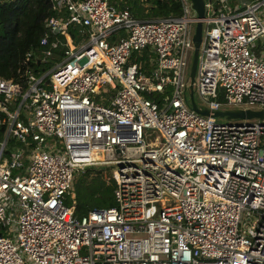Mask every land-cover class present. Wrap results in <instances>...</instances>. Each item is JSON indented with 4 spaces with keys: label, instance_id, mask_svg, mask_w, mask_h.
I'll list each match as a JSON object with an SVG mask.
<instances>
[{
    "label": "built area",
    "instance_id": "2783aa9c",
    "mask_svg": "<svg viewBox=\"0 0 264 264\" xmlns=\"http://www.w3.org/2000/svg\"><path fill=\"white\" fill-rule=\"evenodd\" d=\"M179 1L142 21L108 0H49L63 58L38 75L27 53L20 80L0 76V264H264V119L218 121L187 95L200 20L201 104L264 110V0H203V18ZM145 49L149 74L133 57ZM90 166L111 169L117 205L77 216L63 200Z\"/></svg>",
    "mask_w": 264,
    "mask_h": 264
},
{
    "label": "trees",
    "instance_id": "16d2710c",
    "mask_svg": "<svg viewBox=\"0 0 264 264\" xmlns=\"http://www.w3.org/2000/svg\"><path fill=\"white\" fill-rule=\"evenodd\" d=\"M110 5L128 8L133 16L145 21L165 19L181 13L179 0H108ZM63 14V13H62ZM49 0H0V76L20 80V74L25 67L27 53H31L32 72L41 75L63 58L67 48L65 37L46 25V19L55 16ZM66 17V14H63ZM69 35L74 44H79L87 37L85 28L69 26ZM124 35V32H120ZM47 43L41 44L43 37ZM58 40L59 46L51 48V42ZM52 50L51 56H46V49ZM133 57L141 62V69L149 74L155 64L154 54L145 49ZM147 97L161 102L160 94L151 93ZM1 130V128H0ZM97 171L95 174L92 172ZM109 177V176H108ZM105 178L100 170L93 166L85 167L76 173L71 192L63 202L74 205L77 216L86 214L90 209H102L117 205L113 194L114 182ZM4 228L0 226V234Z\"/></svg>",
    "mask_w": 264,
    "mask_h": 264
},
{
    "label": "water",
    "instance_id": "95a60500",
    "mask_svg": "<svg viewBox=\"0 0 264 264\" xmlns=\"http://www.w3.org/2000/svg\"><path fill=\"white\" fill-rule=\"evenodd\" d=\"M192 7L196 11L198 18L204 17V2L203 0H191ZM57 32V30H55ZM202 41V22L199 20L195 26V32L192 38L193 42V54L192 60L189 68V86H188V99L190 106L193 111L200 115L212 116L217 118H224L225 120L233 119H264V110L259 109H250V108H227V109H218L212 110L207 106L198 103L194 97V88L193 84L195 81L197 59L199 54V48Z\"/></svg>",
    "mask_w": 264,
    "mask_h": 264
},
{
    "label": "rangeland",
    "instance_id": "374dc122",
    "mask_svg": "<svg viewBox=\"0 0 264 264\" xmlns=\"http://www.w3.org/2000/svg\"><path fill=\"white\" fill-rule=\"evenodd\" d=\"M263 42H264L263 41V37H260L259 40L257 41V43H259L258 48H262ZM191 55H192V52H191ZM171 95H172V90L170 89L167 92L161 94L160 96H161V99L163 97H166L167 99H169ZM194 97H195V99H196V101L198 103H201V99H200L197 91L194 92ZM221 108L226 109L224 106H222ZM251 108L252 109H258L256 106H252ZM217 119H218V121H223L224 120V118H217ZM20 146H21V143L20 142H18L15 139L10 138L8 140V143H7V150L8 151L9 150H13L15 148H19ZM95 168L98 169V170H100L101 174L104 175L105 178H107L108 176L111 175V169L109 167H104V166L101 167V166H99V167H95ZM96 172L97 171L92 172L91 175L92 174H95Z\"/></svg>",
    "mask_w": 264,
    "mask_h": 264
},
{
    "label": "bare ground",
    "instance_id": "6f19581e",
    "mask_svg": "<svg viewBox=\"0 0 264 264\" xmlns=\"http://www.w3.org/2000/svg\"><path fill=\"white\" fill-rule=\"evenodd\" d=\"M71 42H72V44H74V42L72 41V39H71ZM75 45V44H74Z\"/></svg>",
    "mask_w": 264,
    "mask_h": 264
}]
</instances>
